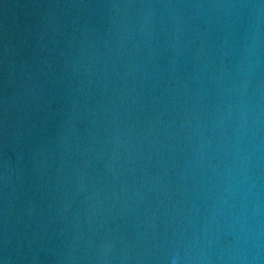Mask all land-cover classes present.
Returning <instances> with one entry per match:
<instances>
[{"label": "water", "instance_id": "95a60500", "mask_svg": "<svg viewBox=\"0 0 264 264\" xmlns=\"http://www.w3.org/2000/svg\"><path fill=\"white\" fill-rule=\"evenodd\" d=\"M0 260L264 264V0H0Z\"/></svg>", "mask_w": 264, "mask_h": 264}, {"label": "clouds", "instance_id": "9594fccd", "mask_svg": "<svg viewBox=\"0 0 264 264\" xmlns=\"http://www.w3.org/2000/svg\"><path fill=\"white\" fill-rule=\"evenodd\" d=\"M0 264H5V261H3V260H0Z\"/></svg>", "mask_w": 264, "mask_h": 264}]
</instances>
